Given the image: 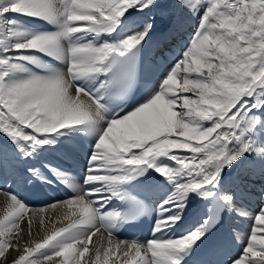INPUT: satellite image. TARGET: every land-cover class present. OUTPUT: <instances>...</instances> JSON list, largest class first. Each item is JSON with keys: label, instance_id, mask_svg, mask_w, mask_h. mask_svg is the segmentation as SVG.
<instances>
[{"label": "snow or ice", "instance_id": "obj_1", "mask_svg": "<svg viewBox=\"0 0 264 264\" xmlns=\"http://www.w3.org/2000/svg\"><path fill=\"white\" fill-rule=\"evenodd\" d=\"M175 4L196 26L132 103L164 0H0V176L71 189L33 211L7 190L0 258L18 254L8 264H214L229 236L205 242L226 216H248L239 200L264 181V0ZM77 139L89 141L80 173L49 158ZM260 195L229 264H264ZM194 200L205 214L178 232ZM149 210L152 238L120 240ZM48 212L66 223L49 231Z\"/></svg>", "mask_w": 264, "mask_h": 264}, {"label": "bare ground", "instance_id": "obj_2", "mask_svg": "<svg viewBox=\"0 0 264 264\" xmlns=\"http://www.w3.org/2000/svg\"><path fill=\"white\" fill-rule=\"evenodd\" d=\"M164 3L166 4V12L167 17L162 18L160 13L158 11L155 12V22L156 27L154 31L152 32V35L149 37L148 41H150L148 45V53L150 54V58L145 63V68L143 71V79H142V86L140 90V94L138 98L136 99V102L140 101L142 97L145 95L146 90L149 86L155 85L160 80L161 73L167 70V65L170 64L179 54V51L176 53L175 57L170 60L166 59L165 56L161 57L157 53L155 54L158 59L155 60L153 57V53L155 51H159L161 48H169L170 45L176 44L179 46L180 51L183 50L184 46L188 42V39L190 35L192 34L195 26H196V18L194 16H189L185 12H183L182 9L176 6L175 0H164ZM155 11V10H154ZM80 142L86 149L89 147V141L87 139H77L73 140ZM69 141L66 142V146L56 150L55 152L51 153L49 158L52 159L54 162L57 163H63L64 156L66 153H70L72 151V142ZM59 154H62L59 155ZM86 166V160L82 161ZM75 183H79L78 179L74 181ZM261 187H264V181H257L254 185H252V188L250 191L246 193V195H249L250 197H256L258 200V206L252 207L251 204L246 205L242 202H239L238 206L248 212L247 217H241L238 216L235 213L231 214L232 221L234 222L232 226L236 228V232L241 240L243 241L249 232V229L252 225V219L251 217L256 213V210L258 207L261 206V195H260V189ZM11 188L12 191L20 193L21 194V188H20V182L12 183L11 181L6 182L5 179L0 176V215L3 214V211L6 208L7 205V190ZM67 196H64L62 199H59L53 195H50L48 191L45 192V195H43V199L39 206H29V210L33 211L39 207L51 204L54 200H63ZM206 211V205L203 201L200 200H194L186 213L184 224L177 229L178 232L185 230V228L190 227L192 224L196 222L200 217H202L205 214ZM48 217L50 218L51 223L49 224V231L51 230L53 224L56 227L63 226L66 221H63L62 216L58 217L56 214L52 212L47 213ZM44 235L43 232H41L38 236L33 234V239H40ZM152 238V235H151ZM96 238H93V243H95ZM122 240V239H120ZM18 254L16 251H9L7 253L8 261L5 262L3 258H0V264H8L14 257H16ZM87 257H85L86 259ZM59 258H54L55 260H58Z\"/></svg>", "mask_w": 264, "mask_h": 264}]
</instances>
